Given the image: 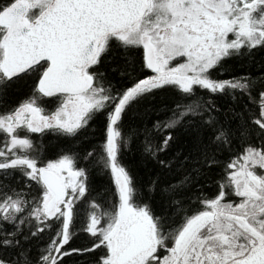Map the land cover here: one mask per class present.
Masks as SVG:
<instances>
[{
	"label": "snow or ice",
	"instance_id": "obj_1",
	"mask_svg": "<svg viewBox=\"0 0 264 264\" xmlns=\"http://www.w3.org/2000/svg\"><path fill=\"white\" fill-rule=\"evenodd\" d=\"M0 264H264V0H0Z\"/></svg>",
	"mask_w": 264,
	"mask_h": 264
}]
</instances>
